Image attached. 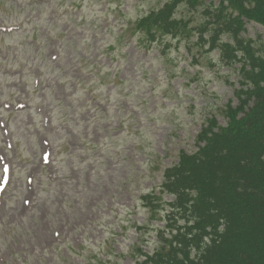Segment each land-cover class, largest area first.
I'll use <instances>...</instances> for the list:
<instances>
[{
	"label": "rangeland",
	"instance_id": "rangeland-1",
	"mask_svg": "<svg viewBox=\"0 0 264 264\" xmlns=\"http://www.w3.org/2000/svg\"><path fill=\"white\" fill-rule=\"evenodd\" d=\"M166 1L0 0V26L23 25L8 35L0 30V104L30 105L0 107L17 149L0 208V264H131L135 223L147 218L140 196L159 190L180 151L197 149L211 114L225 123L220 111L233 95V69L217 53L199 57L196 35L151 41L135 31ZM177 15L188 30L206 28L200 12L182 7ZM260 33L248 25V37ZM43 140L52 147L47 169Z\"/></svg>",
	"mask_w": 264,
	"mask_h": 264
},
{
	"label": "trees",
	"instance_id": "trees-1",
	"mask_svg": "<svg viewBox=\"0 0 264 264\" xmlns=\"http://www.w3.org/2000/svg\"><path fill=\"white\" fill-rule=\"evenodd\" d=\"M227 1L264 26V0ZM228 37H236L252 67L247 78L255 87V106L169 177L175 193L181 194L178 187L192 191L182 194L174 210L186 218L185 227L195 226L179 229L154 264H264V46L256 50L237 34Z\"/></svg>",
	"mask_w": 264,
	"mask_h": 264
},
{
	"label": "snow or ice",
	"instance_id": "snow-or-ice-1",
	"mask_svg": "<svg viewBox=\"0 0 264 264\" xmlns=\"http://www.w3.org/2000/svg\"><path fill=\"white\" fill-rule=\"evenodd\" d=\"M56 58H57V57H55V56H53V57H52V59H53V60H55ZM44 162H45V163H48V162H49V161H48V157H47V156H45V157H44ZM7 171H8V169H7V168H5V169H4V172H5V173H7ZM6 179H7V178L5 177V180H6ZM28 183H29V184H31V183H32V181H31V180H29V181H28ZM0 192H4V188H3V187H0ZM24 202L27 204L29 201H28V200H25ZM55 235H56V236H59V235H60V233H59V232H57V233H55Z\"/></svg>",
	"mask_w": 264,
	"mask_h": 264
}]
</instances>
